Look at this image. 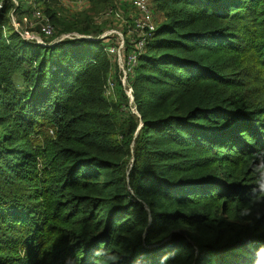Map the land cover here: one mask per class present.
Listing matches in <instances>:
<instances>
[{
  "label": "trees",
  "instance_id": "trees-1",
  "mask_svg": "<svg viewBox=\"0 0 264 264\" xmlns=\"http://www.w3.org/2000/svg\"><path fill=\"white\" fill-rule=\"evenodd\" d=\"M17 1L0 11V264H264V0H155L138 115L118 38L42 47L13 29ZM58 1L41 6L61 35L104 33Z\"/></svg>",
  "mask_w": 264,
  "mask_h": 264
},
{
  "label": "built area",
  "instance_id": "built-area-1",
  "mask_svg": "<svg viewBox=\"0 0 264 264\" xmlns=\"http://www.w3.org/2000/svg\"><path fill=\"white\" fill-rule=\"evenodd\" d=\"M6 0H0V3L3 4ZM17 7L19 2L17 0H11ZM74 3H78L80 0H71ZM129 4L135 9L136 15H134L131 20V24L126 23V28L128 29V36L130 34L131 42L135 46V49L130 52L129 55H126V41L123 34H119V40L116 45H110L107 50L108 53L116 57L117 65L119 67L121 83L127 99L129 101L128 107L131 109L132 113L138 115L137 106L134 99V90L129 85V77L136 68L138 64V58L143 52L145 45L150 37L153 36V33L157 29L155 23V15L152 11V4L155 0H127ZM42 0H32L30 1L31 11H32V20L24 17L22 25H24L23 33H20L21 24L14 20L13 27L15 31L26 41L33 42L34 44L40 45L42 47L52 48L65 41H89V42H99L105 41L108 38H111L113 35L112 32L105 33L100 38H94L92 36L80 35L78 33H71L62 35L59 38H56L54 41H44L49 40L55 37L56 29L52 23L49 16L44 12L42 8ZM4 5V4H3ZM3 5L0 7V11L3 9ZM114 87L116 89V82L111 78L108 82V87ZM106 88V90H107ZM127 107V108H128ZM126 109V108H125ZM124 109V110H125Z\"/></svg>",
  "mask_w": 264,
  "mask_h": 264
},
{
  "label": "rangeland",
  "instance_id": "rangeland-1",
  "mask_svg": "<svg viewBox=\"0 0 264 264\" xmlns=\"http://www.w3.org/2000/svg\"><path fill=\"white\" fill-rule=\"evenodd\" d=\"M30 1L32 0H21V4L22 7L25 8L22 12V14L20 15L21 18L19 19L18 15L16 16L13 12L12 16H11V22L13 23L14 20L16 22H19L21 24L20 27V33L24 34L23 29H24V25H22V21L24 19V17H27V19L32 20V11L29 10L30 8ZM5 2H3L4 4ZM2 3H0V7L1 5H3ZM57 7L60 10V13L65 14V15H69L70 17L76 16V15H88L87 18L89 19V17L91 18V20L98 25V27H100L101 29L105 30L104 33L101 35L103 36L105 33H109L112 32L113 35L112 37H116L119 39V34H123L124 37L128 40L131 39L128 36V29L126 28V23L128 22V24H131V20L133 19L134 15H136V11L133 8V6L131 4L128 3L127 0H114L113 3L109 6V5H101V6H96V8L94 7L93 1L92 0H80L78 3H74L71 0H59L57 2ZM156 4L153 3L152 4V11L155 15V23L158 26L162 21H163V14H161L160 12H158V10L156 9ZM29 11L28 13H25ZM15 30V28H13ZM13 31V30H12ZM16 32V31H15ZM125 32H127V34H125ZM17 33V32H16ZM77 33V32H75ZM66 33H63L62 35H65ZM71 34V33H68ZM80 35H86V36H94V35H90V34H81L78 33ZM54 38L49 39V40H44L47 42L50 41H54L56 38L61 37L62 35L60 34L59 31H56ZM96 37V38H100ZM95 38V37H94ZM70 41V40H68ZM114 72V70H113ZM20 81V80H17ZM116 89L115 86L114 87H108L106 90V97L109 100H113L115 99L116 96ZM115 101H117V99H115ZM125 111L127 112H131V109L128 107L125 109ZM133 114V113H132ZM127 118V115L122 113V121L120 120V130H123L124 127H126L127 125V121H125ZM46 124L40 125V127L37 130L38 132H41V134L36 135L34 134L32 137V140L34 142L35 145H43V142L45 140L46 136H50V137H55V132L48 126H44ZM140 130V129H139ZM42 165L38 166V169H41ZM131 192V191H130Z\"/></svg>",
  "mask_w": 264,
  "mask_h": 264
}]
</instances>
